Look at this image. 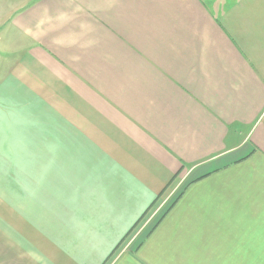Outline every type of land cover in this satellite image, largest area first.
I'll use <instances>...</instances> for the list:
<instances>
[{"label": "crops", "instance_id": "1", "mask_svg": "<svg viewBox=\"0 0 264 264\" xmlns=\"http://www.w3.org/2000/svg\"><path fill=\"white\" fill-rule=\"evenodd\" d=\"M1 15L0 264H264V0Z\"/></svg>", "mask_w": 264, "mask_h": 264}, {"label": "trees", "instance_id": "2", "mask_svg": "<svg viewBox=\"0 0 264 264\" xmlns=\"http://www.w3.org/2000/svg\"><path fill=\"white\" fill-rule=\"evenodd\" d=\"M181 195V194H180ZM179 195V196H180ZM176 201V199L165 209V211H163V213L159 216V218L155 221V223L153 224V226L151 227V229L147 232V234L145 235V237L153 230V228L155 227V226H157L158 225V223L162 220V218L165 216V214L170 210V208L173 206V203ZM144 237V238H145ZM144 238H143V240H144ZM143 240H142V242H143ZM141 242V243H142ZM140 244V243H139Z\"/></svg>", "mask_w": 264, "mask_h": 264}, {"label": "rangeland", "instance_id": "3", "mask_svg": "<svg viewBox=\"0 0 264 264\" xmlns=\"http://www.w3.org/2000/svg\"><path fill=\"white\" fill-rule=\"evenodd\" d=\"M3 16L4 15H1L0 16V20L3 18ZM7 31V27H1V25H0V35H3L5 32ZM194 177V175L191 177V178H193ZM191 178H189V180L191 179ZM167 208V207H166ZM165 211V210H164ZM163 213V212H162ZM161 213V214H162Z\"/></svg>", "mask_w": 264, "mask_h": 264}]
</instances>
